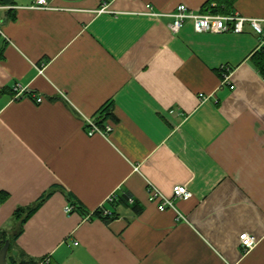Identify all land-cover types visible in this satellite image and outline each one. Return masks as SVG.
<instances>
[{"label":"crops","instance_id":"0c3cea01","mask_svg":"<svg viewBox=\"0 0 264 264\" xmlns=\"http://www.w3.org/2000/svg\"><path fill=\"white\" fill-rule=\"evenodd\" d=\"M207 2L0 5V231L12 237L16 209L50 193L8 264H264V43L249 27L170 31L177 5L214 13ZM232 12L264 17V0H235ZM15 83L29 93L15 97ZM110 103L112 130L88 135L86 118ZM148 182L191 195L160 211ZM112 194L133 202L109 222L78 210L111 208Z\"/></svg>","mask_w":264,"mask_h":264},{"label":"built area","instance_id":"2783aa9c","mask_svg":"<svg viewBox=\"0 0 264 264\" xmlns=\"http://www.w3.org/2000/svg\"><path fill=\"white\" fill-rule=\"evenodd\" d=\"M30 7L35 8H46L48 7L47 0H30ZM146 13L152 15H163V13H155L152 11L150 4L145 5ZM100 10H104L102 7ZM172 17L169 24V29L172 33H177L186 21H191L193 28L197 32H232V33H242L246 27H249L260 39L261 43H264V17H246L242 16L236 12H231L228 14H216L211 12H193L189 10L186 5L179 4L176 9L168 14ZM40 72L41 69L39 70ZM221 72L223 73L224 79H227L230 72V68L227 66L221 67ZM15 97L24 96L28 94L29 91L26 87L22 86L20 83H15L12 87ZM41 98H37V102H41ZM87 133L88 135H93L95 133H100L103 135L108 134L112 130V126L109 124L103 127L99 126L94 118H86ZM147 191L151 201L157 203V208L160 211L166 209H175L174 199L182 198L187 199L190 197L191 192L187 189L185 185H174L172 189V195L167 196L158 187L148 182ZM115 194L107 197L106 202L115 201ZM128 202L132 203L133 199L128 197ZM72 206L66 207V212L72 211ZM104 215L111 214V211L105 209L103 206L99 207ZM240 245L244 250L251 249L256 240L247 232H242L239 235ZM49 258L46 257L41 261L40 264H48Z\"/></svg>","mask_w":264,"mask_h":264},{"label":"trees","instance_id":"16d2710c","mask_svg":"<svg viewBox=\"0 0 264 264\" xmlns=\"http://www.w3.org/2000/svg\"><path fill=\"white\" fill-rule=\"evenodd\" d=\"M234 1L235 0H208V2L205 4V8H207L208 10H211L214 13L228 14V13H231L233 11ZM9 2H10V0H0V5H4V4H7ZM213 2H215V5H212ZM2 56H3V54L0 51V58H2ZM258 58H259V60L256 61V67L259 70V72L261 73V75L264 76V52H261L259 54ZM110 106H111V103H110V105H105L104 107H102V109L99 111V116L97 118H95L96 123L101 127H103V122H104L105 118L112 116ZM49 195H50V193H48L44 196H41L40 199L34 205L28 206L26 208L19 207L18 209H16L13 216H14V219L19 222L18 223L19 227L15 228L14 234L10 238L8 237V234L6 233V231H0V249L4 246V244H6L7 241H9L8 246H7V250H9L10 244L13 241H15V239L21 234L22 225L24 224V222L27 220V218L29 216H31L37 210V208L41 205L42 201L45 198L49 197ZM128 197L129 196H127V195H115V198H116L115 201L107 202L108 204H110L111 208H107L105 205L103 207L105 209H108L111 211V214H109V215H104L102 213V210H100L99 208L94 210L92 213H87L86 211L81 209V207H78V210L83 215L88 217V219H91L92 217H98V218L103 219L105 222H109L110 220H112L118 216V212H117L116 208L119 205H122V206L129 205ZM132 207L135 208L136 203H133ZM135 210L138 211V209H135ZM37 263H38L37 260L28 259L27 261H22L21 264H37ZM12 264H13V262H12Z\"/></svg>","mask_w":264,"mask_h":264},{"label":"water","instance_id":"95a60500","mask_svg":"<svg viewBox=\"0 0 264 264\" xmlns=\"http://www.w3.org/2000/svg\"><path fill=\"white\" fill-rule=\"evenodd\" d=\"M7 246H8V242H6V244H4V246L0 249V264H8L5 259Z\"/></svg>","mask_w":264,"mask_h":264}]
</instances>
